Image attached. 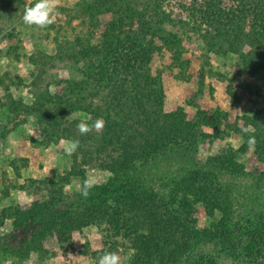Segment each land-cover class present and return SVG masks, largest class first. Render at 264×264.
I'll list each match as a JSON object with an SVG mask.
<instances>
[{"label":"trees","instance_id":"obj_1","mask_svg":"<svg viewBox=\"0 0 264 264\" xmlns=\"http://www.w3.org/2000/svg\"><path fill=\"white\" fill-rule=\"evenodd\" d=\"M21 5V0H0L3 9ZM75 7L83 25L94 27L100 17L110 16L97 43L91 42L95 40L92 37L74 41L56 38L54 56L31 54L35 101L27 105L15 100L6 87L0 108H6L15 124L21 113L23 121L32 118L41 137L38 143L44 147L70 138L79 139L80 147L70 156V171L65 175L30 181L31 187L44 192L41 203L26 212L15 207L2 209L0 226L8 219L19 222L25 215L49 214L52 222L45 232L63 244L75 231L104 225V249L93 255L95 261L105 251H116L127 242L134 252L132 264H180L201 239L213 242V237L209 233L200 237L182 222L162 192L151 190L128 198L131 193L126 195L117 186L115 204L88 196L78 208H67L64 186L72 178L82 177L87 167L110 173L120 186L135 181L144 187L147 181L152 189L157 179L172 178L174 183L179 178L178 192L201 203L211 216L222 214V228L226 229L238 217V205L221 179L226 173L234 176L240 172L235 157H212L197 165L193 153L199 143L212 138L201 127L217 134L216 122L201 112L188 121L182 110H163L162 78L153 73L150 63L161 46L173 51L181 38L168 32L171 20L163 12L161 0H81ZM200 14L199 27L204 29L196 32L206 52L236 56L251 76L264 72V4L246 0L230 11L206 7ZM59 64L67 68L71 79L60 95L50 94L48 85L42 87V79L48 67ZM80 113L93 120L103 118V131L80 135L76 127L81 120L76 114ZM241 120L252 129L245 135V143L250 134L255 135L254 152L264 159V117L255 113L243 115ZM11 167L16 170L14 162Z\"/></svg>","mask_w":264,"mask_h":264},{"label":"rangeland","instance_id":"obj_2","mask_svg":"<svg viewBox=\"0 0 264 264\" xmlns=\"http://www.w3.org/2000/svg\"><path fill=\"white\" fill-rule=\"evenodd\" d=\"M21 1V6L10 10L0 7V101L4 102L7 94L4 89L8 87L15 100L30 105L35 101L36 88L32 86L34 67L29 56L36 53H39L38 58L54 56L56 38L74 41L92 37L95 40L91 42L96 44L110 16L100 17L94 27L83 25L75 7L81 0H59L61 15L57 22L39 29L28 27L22 21L25 7L36 0ZM161 1L163 12L171 20L166 27L168 32L181 38L173 51L161 46V50L152 55L150 67L162 78L163 110L165 113L182 110L188 121L201 112L216 122L217 134L201 127L212 138L199 143L193 153L194 162L201 165L212 157L234 155L240 172H235L234 176L229 173L231 177L226 173L221 180L231 190V198L236 200L238 206L234 207L238 217L223 229L222 214L211 216L201 203H193L189 196L178 192L179 178L174 183L172 178L157 179L152 189L147 181L144 187H139L135 181L120 186L121 182L117 183L110 173L88 167L82 177L72 178L64 186V205L78 208L82 204L85 198L77 188L85 178L94 180L89 198L105 199L110 204H115L119 197L117 186L121 192H127L126 195L131 193L128 198L151 190L162 192L182 222L200 237L208 233L213 237V242L201 239L202 243L189 251L180 264H264V159L245 143L246 133L242 129L247 127L241 120L243 115L255 113L264 117V72L251 76L240 67L236 56L206 52L196 32L204 29L202 25L199 27L201 10L216 7L230 11L246 0ZM256 1L261 6L264 4V0ZM69 79L67 68L59 64L48 67L41 85H48L50 94L60 95ZM24 116L21 113L17 117L19 123L15 124L10 121L13 116L6 108H0V211L8 207L29 211L45 199L44 192L31 187L30 181L52 179L54 175L63 176L70 171V156L64 154L60 141L48 147L40 145L37 127L32 118L23 121ZM76 117L87 118L81 113ZM248 129L252 133L251 127ZM12 162L16 170L11 167ZM50 222L49 214L25 215L19 222L5 220L0 226V264H95L93 255L104 249V225L75 231L67 242L58 244L54 236L45 232ZM35 247L41 249L36 251ZM115 250L121 255L122 264H132L134 252L127 242H122Z\"/></svg>","mask_w":264,"mask_h":264},{"label":"clouds","instance_id":"obj_3","mask_svg":"<svg viewBox=\"0 0 264 264\" xmlns=\"http://www.w3.org/2000/svg\"><path fill=\"white\" fill-rule=\"evenodd\" d=\"M58 8L59 0H36L33 5L25 7L22 21L28 27H36L39 29L48 28L56 23L60 17L61 13L58 11ZM68 117H71V115ZM76 127L80 135L102 132L105 127V121L103 118L93 120L89 116L86 119H81ZM242 131L246 134L249 133L248 128H244ZM60 143L63 145L64 154L67 156H72L80 147L79 139L75 138L62 139ZM247 144L249 148H254L256 144L255 135H249ZM92 187H94V180L92 178H85L78 186L77 191L83 198L87 199ZM95 264H122V258L118 251H105L97 257Z\"/></svg>","mask_w":264,"mask_h":264}]
</instances>
